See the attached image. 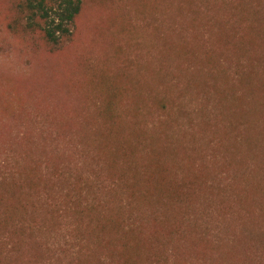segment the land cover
Returning <instances> with one entry per match:
<instances>
[{
    "label": "rangeland",
    "instance_id": "1",
    "mask_svg": "<svg viewBox=\"0 0 264 264\" xmlns=\"http://www.w3.org/2000/svg\"><path fill=\"white\" fill-rule=\"evenodd\" d=\"M28 1L0 0V264H111L80 211L145 167L178 196L120 219L175 222L164 264H264V0H82L52 48Z\"/></svg>",
    "mask_w": 264,
    "mask_h": 264
},
{
    "label": "trees",
    "instance_id": "2",
    "mask_svg": "<svg viewBox=\"0 0 264 264\" xmlns=\"http://www.w3.org/2000/svg\"><path fill=\"white\" fill-rule=\"evenodd\" d=\"M81 6L82 0H32L27 3V9L31 11V18L36 20L37 30L40 32L43 40L48 43L51 48L57 47L63 41L71 38L72 28L77 16L80 14ZM243 47L248 49L246 43H243ZM252 47L253 50H255L254 45ZM235 48L238 51L241 50L236 44ZM136 155L138 156V154ZM148 170L147 167L135 169L137 178L142 180V184H144V186L142 185V188L135 187V185H121L123 197H121L115 208L118 212L110 213L106 211V208H102V211L95 205L87 206L83 209L85 212L80 211L82 214L88 216L87 225L92 226V231L99 232L100 228V232L112 234L111 241L115 244V247L108 250L111 264H162V262L164 264L168 260V254L170 253L162 255L160 252L161 250L154 247L155 241H157L156 238L161 236L162 232H166L165 236L166 238H169L173 235L172 233L174 231L178 230L175 222L171 219H167L166 213L162 212L161 215H158L157 213L153 215L150 213L148 215L150 217L153 215L151 221L154 225V230L150 233H146L148 229L146 223L143 221L140 223V221L136 220L127 223L126 220L120 219V215L122 216L123 212L122 210H124L125 207L130 208L129 206H132L133 210H130L135 212L147 210L145 206H150L153 203V200L158 201L162 197L164 199L166 196L171 195L178 196L177 189L173 191L171 190L173 189V186H159L149 189L152 174ZM165 173L166 171L159 175V180L163 183L167 180L166 177L165 180L163 179ZM116 178L118 187V183H121L123 177L119 173ZM114 186L115 185L108 189V194L115 192ZM148 190L151 191V196L149 197L147 195V197H145ZM157 190L168 193L159 196L156 194ZM167 226H169V228H167ZM173 226L176 229H173L172 231ZM100 241L105 248L107 241L105 242L101 239L97 240V247L103 250Z\"/></svg>",
    "mask_w": 264,
    "mask_h": 264
}]
</instances>
